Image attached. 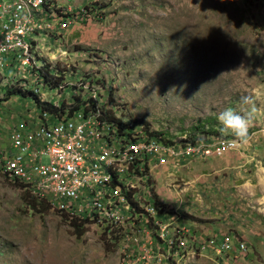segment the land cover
I'll return each mask as SVG.
<instances>
[{
    "label": "rangeland",
    "instance_id": "rangeland-1",
    "mask_svg": "<svg viewBox=\"0 0 264 264\" xmlns=\"http://www.w3.org/2000/svg\"><path fill=\"white\" fill-rule=\"evenodd\" d=\"M55 2L66 8L67 21L41 39L38 56L68 83L60 98L68 99L75 86L169 140H236L220 156L156 171V196L173 213L165 237L172 247L155 244L152 233V264H264V0ZM36 81L42 83L30 66L0 71V135L23 116L36 120L31 98L2 99L8 87L29 88ZM229 107L252 120L246 143L220 130L217 115ZM29 194L34 191L0 171V264H118L116 239L83 226L75 235L47 199L50 207L35 208ZM213 229L238 230L245 256L224 259L205 251Z\"/></svg>",
    "mask_w": 264,
    "mask_h": 264
},
{
    "label": "built area",
    "instance_id": "built-area-1",
    "mask_svg": "<svg viewBox=\"0 0 264 264\" xmlns=\"http://www.w3.org/2000/svg\"><path fill=\"white\" fill-rule=\"evenodd\" d=\"M66 21V8L55 0H0V71L38 67L41 39L54 36ZM67 85L59 80L54 88L37 81L29 86L39 100L54 107L62 101L64 109L36 112V121L24 116L17 120L8 131L7 145L0 146V171L38 199H47L66 220L75 218L104 240L116 239L122 253L118 264H136L135 258L152 264L153 234L158 237L155 244L158 240L172 247L165 237L167 217L173 213L156 196V171L197 156H220L236 140L191 137L166 142V134H156L149 123L120 118L115 105L103 108L93 94H80L75 86L68 99L60 98ZM46 88L50 95L43 92ZM206 245L205 251L224 259L248 251L234 230L211 235ZM175 246L183 247L182 242Z\"/></svg>",
    "mask_w": 264,
    "mask_h": 264
},
{
    "label": "trees",
    "instance_id": "trees-1",
    "mask_svg": "<svg viewBox=\"0 0 264 264\" xmlns=\"http://www.w3.org/2000/svg\"><path fill=\"white\" fill-rule=\"evenodd\" d=\"M36 58L39 60L40 62V66L36 67V68H32V70H36L35 72L37 73L38 77L41 79V81L46 84V85H50L51 88H54L56 86H58V82L59 79H62V74H60V76L56 77L53 75L54 73V67L51 66V64H49L45 59L36 56ZM58 71H60L58 68H56ZM10 95H15V96H19V97H29L33 100L36 108H37V113H55V112H61L64 109V104L61 101V103L59 104L58 107H54L51 103L46 102V101H41L39 100L37 94L35 92H33L31 89L29 88H21V87H8L7 90H5L4 92V96L2 99H7ZM91 106L93 107L94 104L92 102ZM140 121V120H137ZM154 132L156 134H162V132H160V130H154ZM166 142H171V140L169 139H165ZM15 185H17L18 187L22 188L21 184L18 183H14ZM28 204L32 205L33 207H40V206H49V204H47L45 201V199H38L35 195L33 194H29L28 195ZM61 217L63 218V220H65L72 228V230L74 231L75 235H79L82 231V222H78L76 221L75 218H69L68 220H66V216L65 215H61Z\"/></svg>",
    "mask_w": 264,
    "mask_h": 264
},
{
    "label": "clouds",
    "instance_id": "clouds-1",
    "mask_svg": "<svg viewBox=\"0 0 264 264\" xmlns=\"http://www.w3.org/2000/svg\"><path fill=\"white\" fill-rule=\"evenodd\" d=\"M243 100L244 102H248L250 98L243 97ZM217 119L222 125L221 132H230L241 144L247 142L248 129L252 124V120L248 114H241L229 107L219 112Z\"/></svg>",
    "mask_w": 264,
    "mask_h": 264
},
{
    "label": "crops",
    "instance_id": "crops-1",
    "mask_svg": "<svg viewBox=\"0 0 264 264\" xmlns=\"http://www.w3.org/2000/svg\"><path fill=\"white\" fill-rule=\"evenodd\" d=\"M7 100H9V102H12L11 99H7ZM23 115H27V114H26V113H23ZM9 117H10V116H9ZM12 118H13V116L9 119V121H11ZM35 121H36V120H35ZM14 124H15V123H11V124H9L10 128L8 127V129H5V130L3 131V134L0 135V139L3 140V141H5V143L2 144L1 146L7 145V134H8V131H10L11 127H12ZM178 219H179V218H178ZM215 227H217V226H215ZM217 228H218V227H217ZM220 228H221V227H220ZM215 231H217V232H215ZM232 231H233V230H232ZM234 231L237 232V233H239L238 230H234ZM213 232L217 233L218 235L221 234V232L218 231V230H214V229H213ZM225 232H226V231H225ZM222 233H224V232H222ZM242 238H243V237H242Z\"/></svg>",
    "mask_w": 264,
    "mask_h": 264
}]
</instances>
